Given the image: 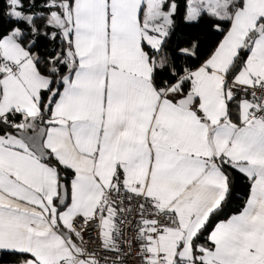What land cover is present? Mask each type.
Instances as JSON below:
<instances>
[{
	"label": "snow or ice",
	"instance_id": "snow-or-ice-1",
	"mask_svg": "<svg viewBox=\"0 0 264 264\" xmlns=\"http://www.w3.org/2000/svg\"><path fill=\"white\" fill-rule=\"evenodd\" d=\"M0 264H264V0H0Z\"/></svg>",
	"mask_w": 264,
	"mask_h": 264
}]
</instances>
